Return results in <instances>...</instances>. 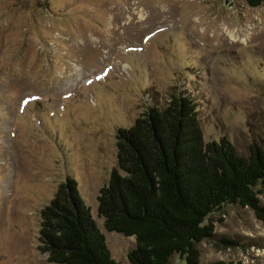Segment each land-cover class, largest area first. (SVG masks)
Instances as JSON below:
<instances>
[{
	"label": "rangeland",
	"instance_id": "374dc122",
	"mask_svg": "<svg viewBox=\"0 0 264 264\" xmlns=\"http://www.w3.org/2000/svg\"><path fill=\"white\" fill-rule=\"evenodd\" d=\"M179 92L196 102L205 143L225 137L242 157L264 147V2L0 0V264H48L40 211L68 173L112 259L130 264L135 239L104 229L98 192L116 166L117 129ZM211 219L200 264H264L251 210Z\"/></svg>",
	"mask_w": 264,
	"mask_h": 264
},
{
	"label": "trees",
	"instance_id": "16d2710c",
	"mask_svg": "<svg viewBox=\"0 0 264 264\" xmlns=\"http://www.w3.org/2000/svg\"><path fill=\"white\" fill-rule=\"evenodd\" d=\"M244 2L257 8L264 0ZM115 140L116 166L99 189L97 216L107 232L134 237L130 264H169L173 256L200 264L198 245L215 237L211 217L229 206L251 210L264 224V147L253 143L242 157L225 137L205 143L187 94L146 107ZM38 239L48 264H118L69 173L40 211Z\"/></svg>",
	"mask_w": 264,
	"mask_h": 264
}]
</instances>
